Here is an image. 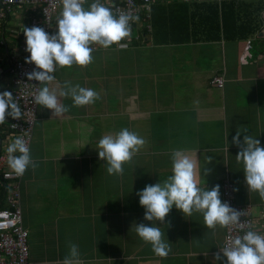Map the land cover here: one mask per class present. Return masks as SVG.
Returning <instances> with one entry per match:
<instances>
[{
	"label": "crops",
	"instance_id": "1",
	"mask_svg": "<svg viewBox=\"0 0 264 264\" xmlns=\"http://www.w3.org/2000/svg\"><path fill=\"white\" fill-rule=\"evenodd\" d=\"M226 2L156 0L127 40L100 46L85 66L52 73L48 87L67 111L56 116L38 105L30 147L36 167L20 183L32 264H63L70 244L78 246L81 264H224L225 227L207 228L201 213L185 217L173 207L158 222L169 244L166 256L154 254L135 232V223L151 224L137 192L167 179L174 150L195 161L199 187L219 185L222 202L230 181L235 202L251 207L255 231L264 234V200L248 191L235 158L240 146L232 142L239 130L241 142L250 134L264 147V0L237 2L245 4L242 15L262 6L252 25L259 22L258 28L245 39L232 33L240 21L230 23L226 37L211 28ZM32 17L27 7L16 8L0 28V92L15 88L9 58L26 52L23 29ZM216 76L223 88L210 84ZM65 81L94 89L99 99L73 106L70 96H59ZM9 119L0 123L2 153L15 138ZM122 128L145 143L121 175H109L96 145Z\"/></svg>",
	"mask_w": 264,
	"mask_h": 264
},
{
	"label": "clouds",
	"instance_id": "2",
	"mask_svg": "<svg viewBox=\"0 0 264 264\" xmlns=\"http://www.w3.org/2000/svg\"><path fill=\"white\" fill-rule=\"evenodd\" d=\"M61 10L56 21L57 30L48 33L44 28L24 27L26 63L34 64L28 73L29 80L38 81L42 86L34 96V102L53 110L52 115L59 116L67 108L58 102L57 92L50 90L48 82L55 79L52 73L59 67L73 64L85 66L92 60L93 45L108 48L119 44L130 35L131 21L138 17L128 13L115 14L102 0H91L84 7L85 0H60ZM59 96H70L73 106L92 104L99 99V94L92 88L82 87L65 81ZM20 118L21 111L7 90L0 92V123L5 117ZM241 131L232 137V142L240 146L235 158L242 164L244 182L248 191L257 192L264 200V147L260 141L245 134L240 139ZM246 133V132H245ZM145 143L137 133L122 128L118 132L103 135L97 142L98 157L106 162L109 175H121L123 164L129 161ZM7 165L16 176H23L29 167H36L30 149L23 137L17 136L7 149ZM210 159V158H209ZM171 174L162 182L146 184L137 192L139 204L144 208V220L151 224L135 223V232L139 238L151 245L158 256H166L169 251L168 241L163 238L158 222L175 207L185 217L193 212L201 213L207 228L217 225L243 227L242 211L231 207L220 198L219 185L199 187L195 175L196 163L182 150L171 154ZM224 264H264V234L254 230L244 231L232 237L220 248ZM216 261L221 260L217 253ZM63 264H81L80 253L76 244H70Z\"/></svg>",
	"mask_w": 264,
	"mask_h": 264
},
{
	"label": "built area",
	"instance_id": "3",
	"mask_svg": "<svg viewBox=\"0 0 264 264\" xmlns=\"http://www.w3.org/2000/svg\"><path fill=\"white\" fill-rule=\"evenodd\" d=\"M115 14L128 13L138 17L131 21V30L143 13H149L151 6L156 0H102ZM190 1V0H183ZM196 2H225L231 0H194ZM240 1V0H234ZM91 3V0H85ZM27 7L32 12V19L29 28L39 26L48 33L55 32L54 18L61 7L60 0H0V28L16 8ZM264 19V12L262 14ZM126 37L123 40H127ZM101 45L94 44L93 51L98 50ZM28 52L22 55H13L9 58L10 74L15 88L12 91L13 99L21 111L20 118L10 117L8 130L14 137H23L30 149L34 136L35 124L37 121L38 104L34 102V96L42 86L38 81L29 80L34 64L26 63L25 57ZM248 53L245 51V56ZM2 72L0 71V83ZM210 84L223 88L224 79L221 76L213 77ZM23 176H16L7 165V153L0 151V264H32L29 261L28 231L23 225L21 207V180ZM223 202H227L236 210L242 211L241 220L245 223L243 227L229 225L225 227V239L223 246L235 235L242 234L249 229L255 231V223L251 207L241 206L234 199V185L227 181L223 186ZM226 259V257H225Z\"/></svg>",
	"mask_w": 264,
	"mask_h": 264
},
{
	"label": "trees",
	"instance_id": "4",
	"mask_svg": "<svg viewBox=\"0 0 264 264\" xmlns=\"http://www.w3.org/2000/svg\"><path fill=\"white\" fill-rule=\"evenodd\" d=\"M237 2L239 1H227L226 3L223 4L222 8H221V15H222V19L220 20L219 15L217 10L215 11L216 14V21L217 24L214 23L211 28L212 29H216L217 28V32L218 35L222 32V34L226 37L228 36V33L230 31V23L235 22V23H239L240 21V29H233L232 33L233 35H235L236 37L245 39L247 38V34L249 33H253L252 31L256 30L259 26V22L256 23L254 26L253 23L254 21H257L255 14L256 13H260V11L262 10V6L259 4H254L256 6L253 9L252 13H245L244 15H242V11L241 10L243 8V5H241L240 3L237 4ZM252 6V5H251ZM241 13V16H240ZM220 36V35H219Z\"/></svg>",
	"mask_w": 264,
	"mask_h": 264
},
{
	"label": "rangeland",
	"instance_id": "5",
	"mask_svg": "<svg viewBox=\"0 0 264 264\" xmlns=\"http://www.w3.org/2000/svg\"><path fill=\"white\" fill-rule=\"evenodd\" d=\"M60 10H61V7L58 9V13H60ZM258 18H259V16H258ZM55 21H57V19H55Z\"/></svg>",
	"mask_w": 264,
	"mask_h": 264
}]
</instances>
